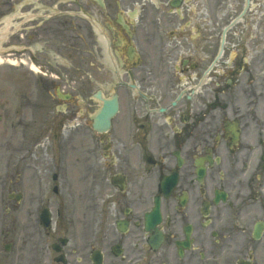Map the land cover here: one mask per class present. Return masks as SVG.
Masks as SVG:
<instances>
[{
  "label": "flooded vegetation",
  "instance_id": "flooded-vegetation-1",
  "mask_svg": "<svg viewBox=\"0 0 264 264\" xmlns=\"http://www.w3.org/2000/svg\"><path fill=\"white\" fill-rule=\"evenodd\" d=\"M38 62L0 264H264V0H0V83Z\"/></svg>",
  "mask_w": 264,
  "mask_h": 264
},
{
  "label": "rangeland",
  "instance_id": "rangeland-1",
  "mask_svg": "<svg viewBox=\"0 0 264 264\" xmlns=\"http://www.w3.org/2000/svg\"><path fill=\"white\" fill-rule=\"evenodd\" d=\"M55 48V47H54ZM56 49H58V47H56ZM64 51H66V50H64ZM58 54H59V52L58 51H56ZM54 59V58H53ZM55 60H56V58H55ZM54 63H56V62H54ZM40 64V62H38L37 63V65H39ZM17 71V74H15V72ZM7 76L8 77H14V76H20V77H25V78H28L30 81H26V80H19L18 82H17V84H16V82H14V84L12 85V87H11V84H8V83H6L7 84V91H6V87H4L3 86V82H2V84L0 85V114H1V112H2V109H4L5 108V110H6V112H9V114L11 115V118H12V116L14 115V110L15 109H17V108H22V110H21V112H20V115H22V111L27 107V108H30V106H26V104H29V102H31V101H25V100H22V102L21 101H19V94H20V92L21 91H27L28 93H29V95H30V93L31 94H33V92H37V90H36V86H35V84H34V82L33 81H31V79L30 78H32L31 76H32V73H31V70L30 69H27V68H25V69H20V70H14V69H10V70H7ZM0 75L2 76V74L0 73ZM76 75H78V72H77V70H76ZM14 80V79H13ZM13 80H11V81H13ZM21 83H22V88H21ZM26 87V88H25ZM2 89V90H1ZM24 89V90H23ZM5 91V92H4ZM1 92L2 93H6V96H4V97H2L1 96ZM13 92V94L14 95H9L8 93H12ZM23 93H25V92H23ZM22 103L23 104V107H20L18 104L19 103ZM76 102L78 103L79 102V100H78V97H77V99H76ZM26 106V107H25ZM24 113H28L29 114V112H26L25 110H24ZM24 118H26V120H28V117H26V116H23ZM2 123H1V117H0V145H3V138H2ZM30 135H31V133L30 132H28ZM33 135V134H32ZM31 135V136H32ZM30 136V137H31ZM77 158H79V150H78V148H74V147H71V159H74V165L76 166V165H79L78 163H77ZM70 172H73L74 171V167H73V170L72 169H70L69 170ZM76 172H79V170H77Z\"/></svg>",
  "mask_w": 264,
  "mask_h": 264
},
{
  "label": "water",
  "instance_id": "water-1",
  "mask_svg": "<svg viewBox=\"0 0 264 264\" xmlns=\"http://www.w3.org/2000/svg\"><path fill=\"white\" fill-rule=\"evenodd\" d=\"M112 108H113L114 110L117 109V100H116V99L113 101Z\"/></svg>",
  "mask_w": 264,
  "mask_h": 264
}]
</instances>
